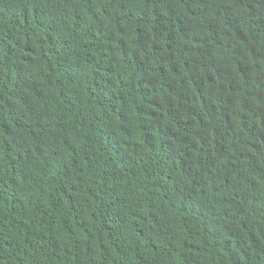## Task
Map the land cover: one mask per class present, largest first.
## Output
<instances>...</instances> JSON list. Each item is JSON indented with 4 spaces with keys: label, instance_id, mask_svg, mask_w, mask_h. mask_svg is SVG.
Listing matches in <instances>:
<instances>
[{
    "label": "trees",
    "instance_id": "obj_1",
    "mask_svg": "<svg viewBox=\"0 0 264 264\" xmlns=\"http://www.w3.org/2000/svg\"><path fill=\"white\" fill-rule=\"evenodd\" d=\"M0 264H264V0H0Z\"/></svg>",
    "mask_w": 264,
    "mask_h": 264
}]
</instances>
